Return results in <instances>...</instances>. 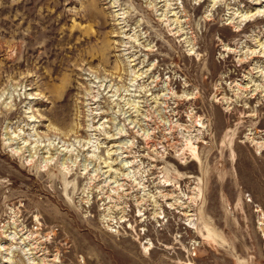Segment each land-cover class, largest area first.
Masks as SVG:
<instances>
[{
  "label": "rangeland",
  "instance_id": "1",
  "mask_svg": "<svg viewBox=\"0 0 264 264\" xmlns=\"http://www.w3.org/2000/svg\"><path fill=\"white\" fill-rule=\"evenodd\" d=\"M263 9L0 0V264H264Z\"/></svg>",
  "mask_w": 264,
  "mask_h": 264
},
{
  "label": "bare ground",
  "instance_id": "2",
  "mask_svg": "<svg viewBox=\"0 0 264 264\" xmlns=\"http://www.w3.org/2000/svg\"><path fill=\"white\" fill-rule=\"evenodd\" d=\"M118 3V2H117ZM118 10V9H117ZM124 9H119L118 10V24L120 25V28H121V33L122 34H124V36H126V37H128L129 39H131L132 40V35H131V33H130V30H129V34H127V33H125L129 28L127 27V26H129L128 25V23H127V19H126V16H127V12L124 10ZM176 12V11H175ZM264 14V9L262 10V11H260L259 12V14ZM167 16V15H166ZM165 18V16H163V18H162V20L163 21H165V23L167 22V23H169V20L170 19H168V17L166 18V19H164ZM249 18V17H248ZM161 20V19H160ZM244 20V19H243ZM172 23V22H171ZM171 24H169V26H170ZM173 25V24H172ZM171 25V26H172ZM173 28V27H172ZM136 29V28H135ZM175 29V28H174ZM171 31H173V30H171ZM179 31H177V33H178ZM135 33V32H134ZM176 33V32H175ZM176 33V34H177ZM174 34V33H173ZM179 34H180V32H179ZM132 47V46H131ZM128 50V49H127ZM126 59V58H125ZM132 62V61H131ZM135 66H136V64H135ZM136 68V67H135ZM138 69V68H137ZM148 70V69H147ZM133 71V70H132ZM144 71V70H143ZM139 75L140 74H137L136 72H134V74H133V76L136 78V77H139ZM144 76V75H143ZM131 78V77H130ZM141 78H142V76H141ZM140 78V79H141ZM135 80V79H134ZM138 79H136V81H137ZM133 81V80H132ZM132 83V82H131ZM240 83V82H239ZM237 84V83H236ZM237 85H239L241 88H244V86H242L241 84H237ZM92 88H96V86H92ZM241 88H239V89H241ZM246 89V88H245ZM148 91V90H147ZM242 91V90H241ZM150 95V94H149ZM237 96H240V95H237ZM254 96V95H253ZM252 96V97H253ZM26 114H29V112H25ZM31 118V119H30ZM32 118H33V114H31V116L29 115V119H30V121H33L32 120ZM201 121V120H200ZM18 123V122H17ZM22 123V122H21ZM91 125V124H90ZM137 125V124H136ZM28 126V125H27ZM26 126V127H27ZM31 127V126H30ZM28 129V128H27ZM24 130V129H23ZM143 130V129H142ZM21 131H22V129H21ZM145 131V130H144ZM146 132V131H145ZM25 133V132H24ZM71 134H72V132H71V130H70V132H66L65 133V135H69V136H71ZM17 135V134H16ZM28 135V134H27ZM24 136V135H23ZM29 136L31 137L32 136V134H29L28 135V139H25L24 140V146L25 147H12V151H14L15 153H17V154H20L21 153V151H22V149H24V148H26V146H30V145H32V143H33V141L32 140H30L31 138H29ZM148 136V135H147ZM18 137L20 138L21 137V134H19L18 133ZM26 137V136H25ZM149 137V136H148ZM27 138V137H26ZM250 139H251V137H250ZM23 141V140H22ZM32 141V142H31ZM35 141H37L36 139H35ZM253 141V140H252ZM78 142V141H77ZM91 143V141H88V142H86L85 143V145H83V146H86V148H84L85 150L86 149H88V155L87 156H89V157H96L97 156V148H99L98 147V145L97 146H95V145H92V147H93V149L91 148V150H90V147H89V144ZM6 144H8V143H6ZM76 143H67L66 141H63V145H62V147H63V149H60V152H61V150L62 151H65V152H72V149H75V147H76V145H75ZM259 148L260 147H262L263 145L261 144V142L259 143ZM37 145L34 143V145L33 146H31L33 149H36L35 147H36ZM257 146V145H256ZM258 148V149H259ZM192 149H193V154H194V156H195V158L194 159H197V160H199V155H198V152L196 151V149H197V147H192ZM53 159H54V157H52V159H51V161H53ZM64 159V158H63ZM30 161H33L32 159H30ZM51 161H48V159H46V160H43L41 163L43 164V167L44 166H47L48 165V163H50ZM130 163V161L129 162H127V169L129 168V167H131L132 166V164L130 165L129 164ZM61 169H62V171H63V175L66 177V179H68L69 177H71V171H72V169H71V167L69 166V165H66V163H65V161H62L61 162ZM83 169H84V171H83V174H87V173H89V170H88V166H86V164H84L83 165ZM129 175V173L127 174V176ZM90 176V175H89ZM64 177V178H65ZM16 212V211H15ZM193 222V221H192ZM16 233V232H15ZM35 234V233H34ZM14 235V234H13ZM13 235H11L10 236V238L12 239L13 238ZM10 238H9V240H10ZM28 238V237H27ZM14 240V239H13ZM10 242V241H9ZM31 248V247H30ZM26 249V248H25ZM29 250V249H28ZM32 251V250H31ZM27 254L29 255V254H32L31 252H27ZM7 257V256H6ZM34 259V258H33ZM8 260L9 261H11V257L10 258H8ZM30 262V261H29ZM31 264L32 263H34L33 261H31L30 262Z\"/></svg>",
  "mask_w": 264,
  "mask_h": 264
}]
</instances>
